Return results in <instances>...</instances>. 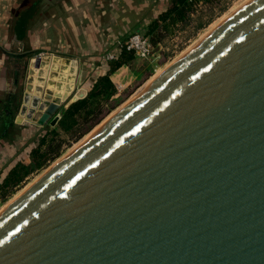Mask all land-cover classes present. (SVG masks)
<instances>
[{"label":"water","instance_id":"water-1","mask_svg":"<svg viewBox=\"0 0 264 264\" xmlns=\"http://www.w3.org/2000/svg\"><path fill=\"white\" fill-rule=\"evenodd\" d=\"M61 61L46 90L9 99L11 121L55 126L70 99L86 97H53L48 87L69 79ZM0 264H264V0L5 209Z\"/></svg>","mask_w":264,"mask_h":264},{"label":"crops","instance_id":"crops-1","mask_svg":"<svg viewBox=\"0 0 264 264\" xmlns=\"http://www.w3.org/2000/svg\"><path fill=\"white\" fill-rule=\"evenodd\" d=\"M186 1L0 0V137L7 132L11 122L5 113L9 99L27 87L34 93L39 88L46 90L56 58L62 60L60 71L64 68L66 76L72 79L61 83L62 90L48 87L54 98L63 99L67 94L69 97H87L100 77L108 73H111L116 94L131 87L148 68L151 71V64H148L151 62L132 59L112 72L111 63L105 62V53L114 50L118 41L133 32H141L150 38L156 35L163 40L184 36L196 11L195 6L191 15L181 18L180 14L187 12ZM48 57L51 60L45 65ZM25 62L28 69L22 72L20 67H25ZM55 83L60 82L55 80ZM13 123L11 128L18 133V142H4L0 148H17L18 143L24 144L26 137L33 141L41 130L61 131L58 123L43 127ZM2 155L0 151V158Z\"/></svg>","mask_w":264,"mask_h":264},{"label":"rangeland","instance_id":"rangeland-1","mask_svg":"<svg viewBox=\"0 0 264 264\" xmlns=\"http://www.w3.org/2000/svg\"><path fill=\"white\" fill-rule=\"evenodd\" d=\"M251 0H212L209 3H203L196 5V11H194V20L193 23H191V26L186 30V34L184 36H171L167 37L165 40L162 41V44L164 45L165 51L158 53L157 57L154 59V61H150L151 63L148 62H143V63H148L151 64L150 69L148 68L143 75L142 78H139L137 81L133 83L131 87L128 89L122 91L121 93L115 94L111 100L104 102L103 106L100 107V109L97 111L95 115L92 116L91 121H86L84 120V117L79 118V125L75 127V131L71 132L70 134H64L63 131H60V136L56 138V142L53 144V148H44L46 150H49L53 152L56 149V146L61 144L60 149V154L57 158L51 160L45 168L42 170H38L37 172L33 173L31 176H29L25 182H23L20 186L14 188L10 193L8 194L7 197H1V202H0V214L2 211L7 209L8 205L12 203L17 197L23 196L24 192L38 180L41 178V176L44 174L46 170L48 171L49 168H51L56 161L61 159L62 157L66 156L69 154V152L72 151V148H74L81 140H83L85 137L87 138L89 134H92V132L96 131V128L99 125H102V123H106L110 118L113 117L114 114H117L120 110H122V106H126L129 104L130 100L129 99H134L135 95L136 97L137 92L140 91L139 89L141 88V91L146 88V85L152 84L156 78H159L162 73L167 71L169 67L173 66L177 61L180 60L182 57V54L187 51H190V48H194L197 44L198 41H202L206 34L212 33L214 30H216L219 26L224 23L225 20L224 18H227L225 16H228L230 13L233 11L237 10V12L247 3H249ZM224 8H226L224 10ZM239 9V10H238ZM234 15V14H233ZM205 28L201 30H197V25L199 23H208ZM219 23V24H218ZM218 24V25H216ZM193 25V26H192ZM214 26H217L215 29ZM213 28V30L211 29ZM212 32H211V30ZM210 30V33H209ZM204 37V38H203ZM202 39V40H201ZM196 44V45H195ZM194 46V47H193ZM187 53V52H186ZM184 53L183 56L186 54ZM178 59V60H177ZM173 64V65H172ZM168 68V69H167ZM161 74H160V73ZM158 77H157V75ZM160 74V75H159ZM156 76V77H155ZM154 77V78H153ZM151 80H154L151 82ZM149 81V83H147ZM151 82V83H150ZM146 84V85H145ZM145 86V87H143ZM140 91V92H141ZM139 92V94H140ZM133 97V98H132ZM129 100V102H128ZM127 102V103H126ZM126 103V104H125ZM121 107V108H120ZM120 108V109H119ZM119 110V111H117ZM115 111V113H114ZM117 111V113H116ZM113 113V115H112ZM111 115V117H110ZM115 116V115H114ZM110 117V118H108ZM108 118V119H107ZM106 119V120H105ZM105 120V121H104ZM95 129V130H94ZM98 129V128H97ZM53 129L49 128L46 130L51 131ZM44 133H41L43 135ZM83 134L81 138L77 139V137ZM42 136H38L35 140L31 141L29 137H26L23 143H18L17 148H8L10 149L9 151L7 150L6 154H3L0 158V170H3L4 173L3 175L0 174L1 180H3L5 176V172H7L12 166L11 162H17L20 159H30V153L35 150V147L37 144L40 142ZM80 137V136H79ZM50 140L53 138L51 135ZM27 142H29L27 144ZM27 144V145H25ZM30 157V158H29ZM13 158V160H12ZM43 175V176H44Z\"/></svg>","mask_w":264,"mask_h":264},{"label":"trees","instance_id":"trees-1","mask_svg":"<svg viewBox=\"0 0 264 264\" xmlns=\"http://www.w3.org/2000/svg\"><path fill=\"white\" fill-rule=\"evenodd\" d=\"M212 0H198L196 2L186 1L187 12L181 13L180 17L185 19V15H191L192 9L194 10L196 5H201L203 3H209ZM226 8H224L225 10ZM196 10V9H195ZM187 13V14H186ZM193 21V20H192ZM210 22L208 23H199L196 27L197 30H201L205 28ZM152 42L157 45L158 43H162L163 38L158 36H153ZM33 55L30 54V56ZM132 59H136L135 56L132 53L127 52L126 50L122 51L120 56L117 60L111 63V70L116 71L117 69H120L126 62L131 61ZM25 71V67H20V71ZM111 73H108L98 80V82L95 84L94 88L89 92L88 96L84 99H78L76 102L70 103L71 99L67 102L68 107L66 109L64 108L61 113V118L58 122V127L61 131H63L64 134H70L71 132L75 131V127L79 125V118L82 116L84 120L91 121L93 115L97 113V111L100 109V107L103 106L104 102H107L111 100V98L116 94V89L114 87V84L111 81L110 78ZM6 115V114H5ZM4 115V116H5ZM12 118L10 117V120ZM96 120V119H95ZM14 125L13 120L10 122V125H8L7 132L0 137V147L3 146L4 142L10 143V142H18V133L13 130ZM10 129V130H9ZM41 133H44L41 135V133L38 136H42L40 142L35 147V150H33L30 153V159H20L17 162H11L12 166L7 172H5V176L3 180L0 178V195L1 197L5 198L8 196L10 191H12L14 188L20 186L23 182L26 181V179L31 176L33 173L37 172L38 170H42L47 166V164L57 158L60 154L61 144L56 146V149L51 152L49 150H46L44 148H53V144L57 141L56 138L60 136V131L58 129L51 130V131H40ZM53 136V138L50 140V136ZM83 134H80L77 139L81 138ZM36 136L35 139L38 137ZM32 141V140H31ZM5 146V145H4ZM8 148H0V151L3 154L7 153ZM29 157V158H30ZM13 160V158H12ZM4 171L0 170V174L3 175ZM1 177V176H0Z\"/></svg>","mask_w":264,"mask_h":264},{"label":"built area","instance_id":"built-area-1","mask_svg":"<svg viewBox=\"0 0 264 264\" xmlns=\"http://www.w3.org/2000/svg\"><path fill=\"white\" fill-rule=\"evenodd\" d=\"M196 2L198 0H190ZM164 45L158 43L155 45L149 36L141 32H133L127 38L120 40L116 44V48L104 55L105 62H111L118 59L122 51L126 50L132 53L136 59L143 62L153 61L158 53L165 51ZM1 202V195H0Z\"/></svg>","mask_w":264,"mask_h":264},{"label":"bare ground","instance_id":"bare-ground-1","mask_svg":"<svg viewBox=\"0 0 264 264\" xmlns=\"http://www.w3.org/2000/svg\"><path fill=\"white\" fill-rule=\"evenodd\" d=\"M238 10H239V9H238ZM235 13H237V10L233 11V12L230 13L228 16H225V17H227V18H224V19L227 20L228 18H230L231 16H233V14H235ZM224 22H225V21H224ZM218 24H219V23H218ZM218 24H216V25H218ZM218 26H220V25H218ZM214 27H215V29L217 28V26H214V25H213V28H214ZM213 28H211V29L213 30ZM211 29H210V30H211ZM210 30H209V33H210ZM212 30H211V32H212ZM210 34H211V33H210ZM208 35H209V34H208ZM208 35L206 34L205 36H208ZM203 38H204V37H203ZM204 39H205V38H204ZM201 40H202V39H201ZM198 43H200V41H198ZM195 45H196V44H195ZM193 47H194V46H193ZM191 49H192V48H190V50H191ZM188 50H189V49H188ZM188 50L185 51L184 53H186V52L188 53ZM184 53H183V54H184ZM183 54H182V57H183ZM182 57H181V58H182ZM181 58H180V59H181ZM177 60H178V59H177ZM172 65H173V64H172ZM169 68H170V67H169ZM167 69H168V68H167ZM165 72H166V71H165ZM159 73H160V72H159ZM160 74H161V73H160ZM160 74H159V75H160ZM162 74H163V73H162ZM156 75H157V74H156ZM155 77H156V76H155ZM157 77H158V75H157ZM153 78H154V77H153ZM156 79H157V78H156ZM153 81H154V80H151V82H153ZM151 82H150V83H151ZM147 83H149V81H148ZM145 85H146V84H145ZM146 86L148 87V85H146ZM143 87H145V86H143ZM147 87H146V88H147ZM141 88H142V87H141ZM141 88L139 89L140 91H141ZM144 89H145V88H144ZM140 91L137 92V95H139V92H140ZM142 91H143V90H142ZM142 91H141V92H142ZM141 92H140V93H141ZM134 97L136 98V95H135ZM132 98H133V97H132ZM129 100H130V102H131L133 99H129ZM129 100H128V102H129ZM130 102H129V103H130ZM126 103H127V102H126ZM126 103H125V104H126ZM124 107H125V106H124ZM120 108H121V107H120ZM120 108H119V109H120ZM122 109H123V106H122ZM117 111H119V110H117ZM117 111H116V113H117ZM120 111H121V110H120ZM120 111H119V112H120ZM114 113H115V111H114ZM112 115H113V113H112ZM114 115H116V114H114ZM114 115H113V116H114ZM110 117H111V115H110ZM110 117H108V118H110ZM108 118H107V119H108ZM110 119H111V118H110ZM110 119H109V120H110ZM105 120H106V119H105ZM105 120H104V121H105ZM109 120H108V121H109ZM108 121H107V122H108ZM107 122H106V123H107ZM106 123L103 122L102 125H99V126L97 127L98 129L96 128V131L92 132V134H89L87 138L85 137L83 140H81V141L79 142V144H77L74 148H72V151L69 152V154H67L66 156L62 157V158L59 159L58 161H56L55 164H54L51 168L48 169V171L46 170L45 175H47L50 171H52L57 165H59L63 160H65L70 154H72V153H73L77 148H79L82 144H84V142H86V141H87V140H88L93 134H95V132H97V131H98L102 126H104ZM94 130H95V129H94ZM43 175H44V174H43ZM43 175L41 176V178H39L40 180L45 176V175H44V176H43ZM40 180H38V182H39ZM36 183H37V182H36ZM34 185H35V184H34ZM34 185H33V186H34ZM33 186L29 187V188L24 192V194H25L29 189H31ZM20 197H21V196H20ZM20 197H17L12 203H10V204L8 205V207H9L10 205H12L14 202H16ZM8 207H7V208H8ZM2 212H3V211H2Z\"/></svg>","mask_w":264,"mask_h":264}]
</instances>
